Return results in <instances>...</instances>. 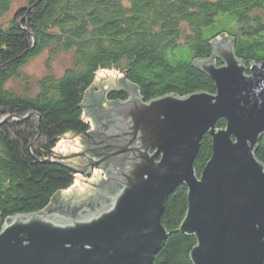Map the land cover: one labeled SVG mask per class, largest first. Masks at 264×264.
<instances>
[{
	"label": "water",
	"instance_id": "1",
	"mask_svg": "<svg viewBox=\"0 0 264 264\" xmlns=\"http://www.w3.org/2000/svg\"><path fill=\"white\" fill-rule=\"evenodd\" d=\"M212 45V57L194 65L215 93L147 102L123 77L114 89L128 98L104 108L106 89L87 91L82 107L92 132L64 136H75L74 151L67 146L48 160L76 174L99 168L107 178L90 183L98 190L86 196L58 193L46 210L4 223L0 216V264H153L169 237L167 201L182 184L188 209L178 232L197 240L192 264H264V163L256 155L264 137V61L239 59L229 36ZM206 134L213 155L198 174L194 161Z\"/></svg>",
	"mask_w": 264,
	"mask_h": 264
},
{
	"label": "trees",
	"instance_id": "2",
	"mask_svg": "<svg viewBox=\"0 0 264 264\" xmlns=\"http://www.w3.org/2000/svg\"><path fill=\"white\" fill-rule=\"evenodd\" d=\"M16 2L0 0L3 223L48 209L74 185L75 171L48 159L64 136L92 132L82 105L100 71L120 72L150 102L168 94L215 93V83L194 62L211 58L212 42L222 35L236 41L238 58L248 65L264 61V0H25L15 7ZM47 50L49 72L35 91L22 69ZM63 52L72 54V65L57 76L51 62ZM11 79L21 81L23 93L7 88ZM107 97L125 101L128 95L112 89ZM217 126L224 128L225 119ZM212 143L206 134L194 161L198 174L213 155ZM256 155L264 163V137ZM187 209L188 188L182 184L167 201L162 224L169 237L153 264H192L197 240L178 232Z\"/></svg>",
	"mask_w": 264,
	"mask_h": 264
},
{
	"label": "rangeland",
	"instance_id": "3",
	"mask_svg": "<svg viewBox=\"0 0 264 264\" xmlns=\"http://www.w3.org/2000/svg\"><path fill=\"white\" fill-rule=\"evenodd\" d=\"M25 3H26L25 0H17L15 7L24 5ZM13 11L14 10H12L6 16V19H9L12 17L14 13ZM218 27H220L219 29H221V27L223 26H218ZM49 56H50V51L47 50L43 52L41 55L31 60L22 69V75L27 76L29 78V80L31 81L32 87L35 91L37 90V85H36L37 81L49 72V67H48ZM51 65H52L53 73L56 74L57 76H61L64 73V71L72 65V54L66 53V52L58 54L55 57V59L52 60ZM120 78H123V75L120 72L115 71V70H102L97 74L95 86L100 87L101 85L103 89H106L105 94H104L105 100L103 103L104 108L110 107L108 103L111 101L107 97L108 92L111 91L112 89L114 90V86L119 85ZM6 86L9 89L15 90L17 93L24 92V85H22L19 79H11L7 83ZM98 87L95 88L94 91H99L100 88ZM87 119L90 121L91 128H92V122H91L92 117L89 116L87 117ZM69 135L70 134L66 136H69ZM67 146L71 149V151H74L75 136L71 138H62L58 142L55 148V152L59 153L64 148H67ZM102 177L107 178L105 173L99 168H95L92 171V175L91 174L83 175V173H79L76 176V181L74 185L70 189L60 192V194L68 196V197H72V194H73L74 199L80 198L82 196H86L90 190L92 191L98 190L96 186L90 183H94L95 185H97L98 179H102Z\"/></svg>",
	"mask_w": 264,
	"mask_h": 264
}]
</instances>
